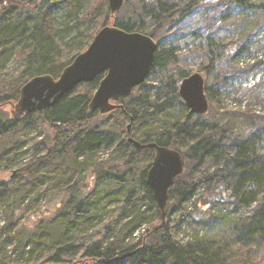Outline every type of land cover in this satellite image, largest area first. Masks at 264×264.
Segmentation results:
<instances>
[{
    "label": "trees",
    "instance_id": "1",
    "mask_svg": "<svg viewBox=\"0 0 264 264\" xmlns=\"http://www.w3.org/2000/svg\"><path fill=\"white\" fill-rule=\"evenodd\" d=\"M139 4L131 7L125 1L119 13L128 7L130 13L112 18L109 0H0V69L14 56L22 63L14 83L8 85L0 79V109L18 102L22 87L31 79L44 75L58 79L109 20L116 19L113 25L124 31L150 35L158 43L150 77L120 102L124 110L108 115L121 114L130 123L132 119L131 138L141 144L156 143L182 154L185 170L169 192L171 207L165 224L147 185L155 150L137 149L128 136L117 144L123 133L119 121L116 131L106 123L92 125L99 113H91L89 105L105 76L101 75L78 86L51 109L22 119L0 118V174L14 168L20 145L30 139V125H37L40 119L52 135V144L37 141L32 160L14 172L8 184L0 185L6 217L0 225V264H264V156L258 152L264 116L247 112L238 128L220 115L212 116L216 95L242 75L230 66L240 47H221L212 35L207 38L205 56L210 66L202 70L207 79L219 64L226 68L217 70L210 85L206 81L210 108L196 116L187 112L179 96V87L189 74L180 71L176 77L168 72L178 62V50L174 44L166 49L161 42L168 32H181L209 6L245 10L255 8L254 0H141ZM259 9L264 10V3ZM233 11L227 10L224 17ZM59 16L81 17L80 25L92 28L91 33H81L86 42L77 46L73 40L66 41L63 33L69 29L63 27L69 25ZM202 23L211 28L208 20L202 19ZM151 80L157 85H149ZM258 80L264 81V77ZM176 108L182 115L173 113ZM235 115L240 119L241 115ZM112 147L110 163L97 165L95 156ZM115 155L120 160L112 162ZM142 163L144 168L134 172ZM88 164L92 165L89 174L94 187L103 184L118 190L129 185L122 196L117 195L120 210L116 218L97 230L88 224L99 215L95 204L99 190L84 198L79 188L88 186L75 179L80 167ZM43 171L49 182L41 189L46 178ZM26 178H30V189L39 188L36 200L29 198L27 188L16 184ZM55 197L60 198L55 206L46 208L44 204ZM232 205L237 210L227 211ZM240 208L248 214L236 218ZM174 212L178 218L172 223ZM19 215L34 221L28 250L24 230L17 225ZM186 216L190 226L181 232ZM143 225L148 230L134 242ZM6 243L13 244L10 253Z\"/></svg>",
    "mask_w": 264,
    "mask_h": 264
},
{
    "label": "rangeland",
    "instance_id": "2",
    "mask_svg": "<svg viewBox=\"0 0 264 264\" xmlns=\"http://www.w3.org/2000/svg\"><path fill=\"white\" fill-rule=\"evenodd\" d=\"M125 1H127L131 7L132 5L138 7L140 6L139 3L141 0ZM145 1L147 3L153 2V0ZM201 1L208 2L210 0ZM263 3L264 0H254L255 8L245 10H237L234 6L231 5L216 6L217 4H214L212 6H209V9L204 12L208 13V15L203 16L204 13L200 12L194 19H192V21L188 23V25L185 26L183 30H180L181 32L177 33L179 30H174L171 33L168 32L166 36L161 38L163 47L169 49L170 45L174 44L176 47L175 49L178 50L176 52L178 62L175 65L169 66V74L177 77L180 71H186L189 76L200 73L204 77L205 81L208 82V85L212 83L213 78H215V76L217 75V70L225 69L226 65L224 63L219 64L218 68H216L215 71L211 72L210 79H207L206 74L204 73V71H202L210 66L209 59L205 56V51L207 50V38L212 35L216 43L221 47L229 46L230 44H233V47H237L238 49L240 47L241 50L239 49V51L236 52V57L233 59V61H231L230 66L234 67L242 75H240L239 78L235 79L234 82H228L229 84L227 85V87L216 95L217 100L214 101L212 106V116H214V114H217L218 116L220 115L225 118L224 122L231 121L237 128L242 125L244 121V117L242 116H244L243 114L247 112L264 116V81L258 80L260 76L264 77V10L259 9V6ZM128 9L129 7L126 8L122 13L116 14V17L112 15L111 17H126L128 13H130ZM229 9L234 11L230 12L227 17H224V14ZM62 18V16H59L58 19L61 22L65 21V23L69 25V27L67 28L63 27L65 31L69 29L67 32L63 33V35L67 37L66 41L73 40V43H76L77 46L79 44L85 43L87 38L81 35V33L87 30L89 31V33H91L92 28L89 27V25H80L79 21L81 20V17L72 19ZM202 19L206 21L208 20L210 22L211 28L205 27V23H202ZM115 20L116 19H114V22L109 20L107 26H114L113 23H115ZM75 26L79 27L76 29ZM258 64L260 68H257ZM21 69L22 63L14 56L4 67L0 69V79L8 82V85L12 84L15 82V78L18 76ZM148 84L157 85V83L153 82V80H151ZM16 103L17 102H10L8 104H5V106L0 109V118H5L7 120L12 118V105H15ZM187 112L189 113L188 109ZM173 113L178 116L182 115V111L178 108H176ZM235 114L241 115L240 119H238L237 115ZM40 121L41 120L39 119V121H37V125H30V127H28L30 139L26 144L20 145L21 147L19 148V153L13 166L14 168L7 173L0 174V185L8 184L9 181L12 180L11 178L14 176V172H16L20 168L25 167L28 162L32 160L34 154L33 149L37 146V141H45L47 146L52 144L51 133L42 127ZM118 121L121 125L119 127L121 128V130H123V133L121 134L122 139L117 142L118 144L128 136L127 128L130 124L128 118H123L121 114L107 116L99 114L92 125L96 126L97 124L101 125V123H106L109 125V127L115 126L114 131H116ZM129 136H132V129ZM114 150L115 148L112 147L109 150H102L101 152H99L95 156L96 164L99 166H106L108 163H110V155H112ZM258 152L264 156V136L258 146ZM80 160L82 161L83 159L81 158ZM119 160L120 156L115 155L112 162H117ZM144 166L145 165H143L142 163L138 168H133V171L138 173L144 168ZM91 167V164L82 165L79 172L76 173L75 179H77L81 185L88 186L87 189L79 188L82 192V197L84 198L88 197L95 189L99 190V196L95 201V204H97V207L99 209V215L96 220H92L90 224H88L90 226L94 225L93 228L97 230L101 229L105 224L111 222L116 218V215L120 210V204L116 201L117 195L122 196V194H124L129 188V185H127L123 189L118 190H115L103 184L98 187H94L92 181H90L89 169ZM42 174L44 175L45 172L43 171ZM44 176L46 178H44L43 182H41L39 185V188L41 189L42 187H45L47 182H49L47 176ZM29 179L30 178H26L24 181H18L16 184H20L22 188H27L30 192L29 198L31 200H36L38 198L39 188L33 186L32 189H30L27 185ZM137 192H140V188L137 189ZM59 199L60 198L55 197L50 202H46L44 206L46 208L52 209V207L55 206V203L58 202ZM41 201L44 202L45 200L43 201L42 198ZM170 207L171 205L168 202L166 208V216ZM215 207L217 206L214 205L213 208ZM143 209L145 208L143 207ZM218 209L216 208V212L218 211ZM4 210V204L0 203V225H3L6 220ZM226 210L235 212L237 208L236 206L232 205L231 207L226 208ZM247 214V210L240 208L234 216L236 218H241L243 216H247ZM177 218L178 215H176L175 212L172 213V215L170 216V222L173 223ZM33 222V220H26L24 215H19L17 218L18 227L22 228L25 233L24 238L26 237L25 239L27 240L28 244L27 250L29 248H32L31 244H29L31 243L29 239ZM165 222L166 218L162 223L165 224ZM189 226V220L186 216L183 218V223L180 227V231H186ZM147 230V225H143V227L141 226V228H138L135 233L137 237L134 238V242H138L137 239L140 238L144 233H146ZM5 247L7 248V251L9 253L13 250V244L11 243H6ZM19 264H26V262L23 261Z\"/></svg>",
    "mask_w": 264,
    "mask_h": 264
},
{
    "label": "water",
    "instance_id": "3",
    "mask_svg": "<svg viewBox=\"0 0 264 264\" xmlns=\"http://www.w3.org/2000/svg\"><path fill=\"white\" fill-rule=\"evenodd\" d=\"M124 3L125 0H109L111 15L119 13ZM157 51L158 43L149 35L104 26L87 50L76 56L58 79L50 75L38 76L22 87L18 102L12 105V119H22L51 109L78 86L92 83L101 75L105 76L90 102V112L108 115L115 110H124L120 102L130 98L134 90L150 77ZM179 96L190 115L201 116L209 111L206 82L200 73L183 80ZM132 121L127 128L128 136ZM128 140L139 150H155L154 160L147 172V185L164 222L169 192L176 178L185 170L184 158L179 151L156 143L144 145L130 136Z\"/></svg>",
    "mask_w": 264,
    "mask_h": 264
}]
</instances>
